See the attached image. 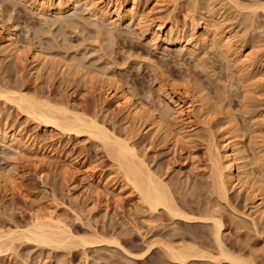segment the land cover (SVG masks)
Returning <instances> with one entry per match:
<instances>
[{"label": "rangeland", "instance_id": "1", "mask_svg": "<svg viewBox=\"0 0 264 264\" xmlns=\"http://www.w3.org/2000/svg\"><path fill=\"white\" fill-rule=\"evenodd\" d=\"M90 1L47 12L38 0H0V90H7L0 95V264H231L197 256L172 260L165 244L220 255L212 221L153 212L128 185L120 186L123 170L103 140L43 126L11 98L13 91L95 118L109 136H131L183 211L220 219L225 249L264 264V213L254 209L264 192V0H128L136 3L133 18L101 16L99 8L111 0ZM169 20L181 43L153 34L155 24ZM10 33L19 55L7 51ZM34 54L43 59L37 70ZM117 88L165 130L147 129L119 106L107 94ZM193 94L208 106L203 116L194 108L189 119L173 102L191 104ZM231 118L238 137L227 133ZM12 132L38 141L36 150L19 149ZM229 136L256 181L229 184L224 197L212 159ZM222 162L228 179L225 156ZM99 175L113 178L116 188L95 180ZM47 213L68 226L70 242L26 239L27 228ZM114 238L121 247L109 242Z\"/></svg>", "mask_w": 264, "mask_h": 264}, {"label": "bare ground", "instance_id": "2", "mask_svg": "<svg viewBox=\"0 0 264 264\" xmlns=\"http://www.w3.org/2000/svg\"><path fill=\"white\" fill-rule=\"evenodd\" d=\"M38 1H39L40 9L46 10L47 12L48 11L49 12H59V11L70 9L81 2L86 3L90 0H38ZM91 1L93 2L94 0H91ZM91 1L90 3H87V4H91ZM135 4H136L135 2H129L128 0L126 2H123L121 0H111L109 4L102 6V7L100 6L101 8H99L100 9L99 13L101 16H110L111 13H114V15L119 18L120 17L133 18L136 13ZM172 24H173V21L171 20L165 21L164 23L155 24L153 26V32H154L153 34L156 35L157 37H162L164 41H177L181 43V41H183L182 40L183 35L181 34V32H178V33L173 32ZM168 26H170L169 29H167ZM207 32H209L210 33V34L208 33L209 36L211 35L212 37V32L210 31H207ZM214 33L216 32L214 31ZM188 42L189 41H187V43ZM5 43H6L7 51L11 55L20 54L21 49L17 45V42L14 39V35L12 33L8 34V36H5ZM245 57L247 59L248 56L245 54ZM42 60L43 59H41L39 55L34 54L33 60H32V64H34V66L32 67V70H37L40 67ZM6 91L5 89L4 91L3 89H1L0 95L2 96L5 95ZM11 92L12 91H10V93ZM13 92H16V93H12L13 95L11 98H13L14 96L18 105H20V107H22L25 110L26 114L35 118L37 121L41 122L43 126L45 127L55 126V127H58L66 131L68 130L69 132H75L76 134H79L80 132H88L92 136L93 134L95 137L97 136L96 138L100 139L101 141L103 140L102 142L105 144V146H107L106 148L110 150L109 152H111L112 158H114L115 161L118 162L119 164L118 166L123 170V173H124L123 182L124 183L120 186L128 185L130 189H133L130 191H135V193L137 194V197L142 202H144L148 206V208L152 210L153 212H157L160 209H163L169 215H171L172 218L181 219V220H184L185 222H190V223L207 221V220L212 221L213 227H214V230H213L214 241L216 243V246H217V249L220 255H216L217 257H215V255L212 256V255H209L208 253H207L208 255L205 254L206 252L202 254L201 253L196 254L194 252L193 253L191 252V251H194V248L192 246L189 247L187 245L188 247L187 246L182 247L181 245V247L179 246L178 248H176L177 246L173 247L172 245H169V244H167L169 245L167 246L165 243H163L166 246L165 249H166V252H168V256L172 260L178 261V262H185L189 260V258H191L192 256L193 257L197 256L196 258H203V259L209 258V260L211 258V261L212 259L213 261L214 260L215 261L224 260L231 264H255V262L253 263L247 262L245 259H244L245 260V263H244V260L242 257H240L239 255L238 256L232 255V253L228 252L225 249L226 247L224 246L223 239H222L223 237L222 236L223 235L222 224L223 223L220 222V219L218 220L216 219V217H212V216H211L212 218L210 219V217L208 216L206 218L202 216L199 217L195 215H190L189 213H186L185 211H183L182 208H180V206H178V204L175 203L176 201H174L175 199L174 197H172L173 195L170 192V189H168L169 187L167 186V183H165L164 180L161 179L160 176L156 175L155 172L149 168L146 161L140 156L139 149H137L136 145L133 144L134 142L132 143L130 141L131 139L129 138L131 136L127 138L129 139L131 143L126 138L123 137L124 139H121V136L117 137L118 135L116 136L113 133H112L113 134L112 136H109L110 135V133L108 134L109 131L106 130L103 125L99 124L97 120H95V118L91 117L92 118L91 119L90 117H87V116H86L87 118H85L84 115L81 116L82 114L73 113V110L68 109L69 107L65 108L64 106H61L64 108L60 109L59 107L58 109L57 106L54 105L55 107H57L55 108L53 104L51 103L48 105L46 103L48 101L41 100L42 103H40V102H37L40 100L35 99L36 101H34L30 97L29 99L26 98V96L21 94V92L19 93L18 91H13ZM125 92L126 91H124L123 89L117 88L114 90H109L107 94L110 97H114L117 101V104L119 106L126 108L129 111L130 115L135 116L142 123H144L147 129L148 127L155 126L156 127L155 130H160V127L162 128V126L160 125V123H158L159 120L157 119L155 114L149 110H144V109L143 110L145 112H142V108H140V106L135 105L136 102L134 104V102L130 100V98L125 94ZM8 95H7V98H10V96ZM15 95H17V98ZM196 96H197L196 94L195 95L193 94V96L191 97L192 103L188 105L184 104L185 102L181 103V102H177L178 100L174 101L173 107L175 111L185 113L188 115L187 118L191 119L190 118L192 116L191 114L192 112L194 113L193 109L198 108L202 111L200 113H203L202 114L203 116L205 112H207L205 111L207 110L205 108L206 106H208V102L207 100L203 98L199 99ZM168 110L169 108L167 109V111L165 110L166 112H163V113H166L165 116L162 113L164 117L168 118V116L170 117L172 115V113H169ZM88 118L90 119L87 120ZM163 126H164V129L162 128V130H165V125ZM167 130L169 133L172 132V131L170 132L171 130L170 128ZM227 133L229 134L233 133L235 134V136L238 137V134H239L238 126L232 118H231V126L230 128H227ZM10 138H11V141L13 143L15 142L18 145L17 147L19 149H22L23 151L26 148L28 151H31L29 149L36 150V145L38 141L37 143L34 141H30L31 139L29 140L28 137L26 138L25 135L21 134V132H18L17 134L12 132V134L10 135ZM231 139H232V136L227 137V141H226L227 145L224 148V151L221 152L216 149L215 150L216 152H214L215 155L213 156L214 158L212 159L213 160L212 164H213V169H214V180L217 184V188L220 190L219 192L224 197H226L228 194L229 184L235 185V183L236 184L240 183L242 185H248L250 187V185L254 181H256L254 176H252L251 171H249V168H247L248 163L246 164V162H244L245 160L243 161V159L245 158V155L242 154L241 147L238 146L239 144L237 143V141H233ZM38 150H41V149H38ZM44 151L42 149L43 153ZM37 152H35V154ZM51 155H53V153ZM224 156L227 158L226 167H227V172H228V179H226L223 173L224 163L222 162V160ZM32 157L34 158V156ZM257 163H260V162L257 161ZM262 165H263V162H262ZM88 179L90 181L91 180L93 181L95 178L93 176H90ZM95 180H97L98 182L104 183L107 187L116 188L115 186H117L115 185V183L117 184V182L115 181H114L115 183L111 182L112 180H114L113 178L108 179L107 177H103V175L102 176L99 175V177L96 178ZM255 191H258V189H255ZM256 196L257 197H256V201L254 204V209L256 213L262 215L264 213V192H259ZM45 214L41 215L40 217L35 216L37 218L35 219V221L33 220L34 223L32 224L31 228L29 227L30 229L27 228L26 230V234H29L28 236L26 235L27 236L26 239L28 238L31 240L34 239L38 242H43V243L47 242V244L48 242L51 243L52 241L54 243L57 242V244L61 242H63L62 244H64V242L69 241L68 238L73 237L71 236L73 234H70V231L68 230L69 228L66 224L56 219L53 216V214H48V213L47 215ZM13 239L14 237H12V239L9 238L8 241L11 240L12 242ZM2 240L4 241V239ZM109 242H112L115 245L121 247V244L115 238L112 239V241L110 240ZM1 243L2 242H0V250H1ZM195 250L197 251L196 248Z\"/></svg>", "mask_w": 264, "mask_h": 264}]
</instances>
